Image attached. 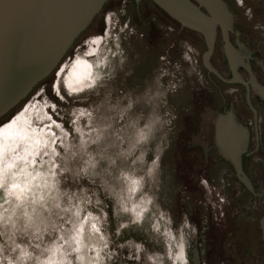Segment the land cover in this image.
I'll use <instances>...</instances> for the list:
<instances>
[{
  "label": "rangeland",
  "instance_id": "374dc122",
  "mask_svg": "<svg viewBox=\"0 0 264 264\" xmlns=\"http://www.w3.org/2000/svg\"><path fill=\"white\" fill-rule=\"evenodd\" d=\"M225 1L242 42L264 59V0ZM156 11L147 1L110 0L0 125L25 114L45 142L0 162V264H224L221 206L255 200L240 204L229 164L211 165L212 183L201 187L204 149L194 139L223 102L246 124L256 116L233 87L212 89L221 84L202 65V44L180 36L175 72L162 65V48L143 36L146 27L167 32ZM79 62L91 69L69 87Z\"/></svg>",
  "mask_w": 264,
  "mask_h": 264
},
{
  "label": "water",
  "instance_id": "95a60500",
  "mask_svg": "<svg viewBox=\"0 0 264 264\" xmlns=\"http://www.w3.org/2000/svg\"><path fill=\"white\" fill-rule=\"evenodd\" d=\"M109 1L0 0V119L52 75ZM152 1L183 27L203 36L206 44L203 65L222 78L211 63L220 31L233 82L252 85L264 99V85L258 82L247 61L250 51L239 39V48L230 39V33L235 32V16L225 0ZM239 66L248 70V81L241 77ZM216 128L222 154L232 162L237 175L253 191L242 166L249 134L234 108L216 120Z\"/></svg>",
  "mask_w": 264,
  "mask_h": 264
},
{
  "label": "flooded vegetation",
  "instance_id": "af4514ba",
  "mask_svg": "<svg viewBox=\"0 0 264 264\" xmlns=\"http://www.w3.org/2000/svg\"><path fill=\"white\" fill-rule=\"evenodd\" d=\"M156 12L166 24L163 28H165L167 32L161 33V36H154L157 28L146 27L143 36L147 39H152L150 40L151 45L162 48V51L159 53V58L162 61L161 63L173 70L178 62H180L178 59L179 52L181 51L180 36H183V38H185L188 42L198 45V48H200L199 45L200 43H203L204 38L201 34L193 30L182 28L167 17L163 12ZM97 16L94 18L89 27L95 23ZM89 27L87 29H89ZM230 39L236 48H239L237 43L238 39L240 43H243L240 34L236 31L230 33ZM243 44L246 45L250 51V58L247 61L249 62L256 79L264 85V59L253 53L247 43ZM211 63L222 76V78H220L216 74L210 72L211 76L221 84L220 86H218V84H214L212 89L216 91L218 90L220 94H227L228 89L233 87V91L231 93H237L245 97L248 108L251 110L250 112H253L256 116L254 121L246 124L235 110L242 126L249 134V144L242 155V166L244 172L253 185V191L237 175L234 165L222 154V149L218 142L216 120L234 108L226 102H223L222 105L217 108V116L213 122L210 123V125L208 123L202 124L198 130L200 133L195 135V142L200 143V146L204 149V154L199 156V164L201 166V170L203 171L202 173L205 175L203 177L204 180L199 181V183L205 190L206 188H209V183H212V179L209 177L208 169H210L209 167H211L214 163L229 164L232 166V170L235 174L239 187H234L232 184L233 188H231V190H233V192H238V194L241 195L240 204L244 203L246 195H250L251 198L255 200V206H221V215L223 223L225 224V235L227 236L223 247L224 249H227V252L223 256L222 253H220V256L224 258V264H264V124L259 121V113L264 112V99L256 92L252 85L233 82V73L225 54L224 41L220 31L218 32L216 48L212 56ZM223 67L227 72L222 71ZM90 69L91 66L85 62L77 63L73 67V73L69 77L68 86L70 87V85L74 83L75 77L89 72ZM204 69L206 68L204 67ZM238 72L245 81L249 80L250 75L245 67L239 66ZM223 88H226V90ZM19 118L20 116L15 119ZM15 119L13 120L14 122L12 121L5 128L1 127L0 131L15 125ZM28 124H31V119L23 114V126L29 128ZM13 134V132L9 131V134L7 135H10L12 138L14 137L12 136ZM36 138H38L36 139V143H25L22 144V146L42 144L43 147L45 143L44 140L39 137ZM0 148H2L1 144ZM14 148L15 147L11 146L9 150H4V152H2L3 154L0 155V162L8 152L14 151ZM212 149H216L215 151L217 152L212 153ZM259 163H261L262 166H260ZM205 164H208V167H206ZM27 181L29 182L30 180ZM25 183L26 181L23 184L20 183L22 186L19 183H16L17 185H15V187H23ZM30 185L31 181L29 183V187ZM217 188L218 187L214 186L212 189L216 190Z\"/></svg>",
  "mask_w": 264,
  "mask_h": 264
},
{
  "label": "bare ground",
  "instance_id": "6f19581e",
  "mask_svg": "<svg viewBox=\"0 0 264 264\" xmlns=\"http://www.w3.org/2000/svg\"><path fill=\"white\" fill-rule=\"evenodd\" d=\"M27 115H29V111L27 112ZM19 116H20L19 119H15V122H16L15 125L10 126V127L6 128L5 130L0 131V144L2 147V148H0V155L3 154L2 152H4V150H9L11 146L15 147L14 149H17L22 144L32 143V142L36 143L37 142L36 139H38V138L34 137L35 135L33 134V132L29 131V128H26V126H23V114L19 115ZM21 120H22V124H21ZM7 125H9V124H7ZM7 125H5V127ZM5 127L3 126V128H5ZM9 131L14 133L12 135L14 137L11 138L10 137L11 134L7 135V134H9Z\"/></svg>",
  "mask_w": 264,
  "mask_h": 264
},
{
  "label": "trees",
  "instance_id": "16d2710c",
  "mask_svg": "<svg viewBox=\"0 0 264 264\" xmlns=\"http://www.w3.org/2000/svg\"><path fill=\"white\" fill-rule=\"evenodd\" d=\"M145 1H147V2H150L153 6H154V8H156L157 9V11H161V12H163L167 17H169L172 21H174L175 23H177L179 26H181L182 28H184V29H187V28H185V27H183L179 22H177L175 19H173L171 16H169L162 8H160L157 4H155L152 0H145ZM106 6V5H105ZM104 6V7H105ZM104 9V8H103ZM146 17H147V15H146ZM187 30H189V29H187ZM85 33V32H84ZM84 33H82L81 35H80V37L84 34ZM80 37L76 40V42H75V44L79 41V39H80ZM75 44L73 45V47L75 46ZM200 44H202L205 48H206V44H205V41H203V43H200ZM72 47V48H73ZM71 48V49H72ZM71 51V50H70ZM68 55V54H67ZM67 55H66V57H67ZM65 57V58H66ZM64 58V59H65ZM63 59V60H64ZM62 63V62H61ZM56 71V70H55ZM54 71V72H55ZM53 72V73H54ZM52 73V74H53ZM48 79V78H47ZM46 79V80H47ZM46 80H44V81H46ZM44 81H42L41 83H43ZM40 83V84H41ZM40 84H38V86L40 85ZM38 86H36V88L32 91V93L30 94V96L35 92V90L37 89V87ZM29 96V97H30ZM29 97L28 98H26L25 100H23L14 110H12L9 114H7L5 117H3L2 119H0V125L3 123V122H5L7 119H9V117L11 116V115H13L16 111H18L20 108H21V106H23V104L29 99Z\"/></svg>",
  "mask_w": 264,
  "mask_h": 264
},
{
  "label": "built area",
  "instance_id": "2783aa9c",
  "mask_svg": "<svg viewBox=\"0 0 264 264\" xmlns=\"http://www.w3.org/2000/svg\"><path fill=\"white\" fill-rule=\"evenodd\" d=\"M175 68H176V66H175ZM175 68H174V69H175ZM174 69H173V71L175 72L176 69H175V70H174Z\"/></svg>",
  "mask_w": 264,
  "mask_h": 264
}]
</instances>
